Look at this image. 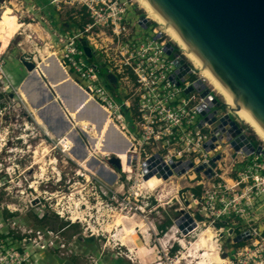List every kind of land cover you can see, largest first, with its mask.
Returning <instances> with one entry per match:
<instances>
[{
    "label": "built area",
    "instance_id": "obj_1",
    "mask_svg": "<svg viewBox=\"0 0 264 264\" xmlns=\"http://www.w3.org/2000/svg\"><path fill=\"white\" fill-rule=\"evenodd\" d=\"M39 5L33 0H0V15L9 9L19 26L11 42L16 37L23 36L26 30L34 32L35 29H42L46 31L47 39L50 41V33L53 34L52 39L58 45L57 52L60 56L57 58L54 53V59L65 73L67 80L105 111L112 128L127 141L129 148L125 156L129 157L128 163L122 161L114 151L110 153L112 158L118 159L122 168L125 165L127 167L129 162H134L137 169L141 170V183L144 177L142 164L146 161L152 160L149 164V172L155 173L163 166H168L172 170L170 163L176 166L191 163L192 168L181 177L188 178L189 181L199 177L200 181L197 187L189 189L190 192L196 188H200L201 191L200 186L205 183L214 190L212 194H209V189L203 194L200 192V196L189 192L196 210H192V214L184 212L182 208L178 211L180 215L171 227L176 231L175 236L176 234L182 237L188 236L193 231L201 230L199 229L201 224L204 226L205 223H208L215 232L221 233L225 230L229 236H234L233 240L247 232L248 240L242 241L240 238L238 242L233 243L239 247L228 264H264V227L261 229L260 226L251 223L264 216L258 208V203L264 198V157L255 153L247 156L242 151L235 153L229 142L222 143L221 138L227 140L230 137L226 132L230 126L229 124L224 126L225 132L221 133L218 129L220 118L223 113L233 115L235 120L237 118L229 112L227 105L220 103L216 92L182 56L178 47L162 34L160 29L153 26L151 28L153 37L141 39L142 36L137 31V27H141L138 21L139 15L135 12L137 17L129 18L131 5L127 0H46L44 7L52 8L51 12L59 17V28L51 24L47 15L43 14L44 7ZM83 17L88 18L85 24L80 27L73 26V23L80 24ZM157 35L159 37L155 38ZM26 38L30 39V36ZM82 40L90 48L91 58L85 55L83 49L77 47V43L80 44ZM168 43L174 47L171 54L165 51ZM1 52L0 109L9 105V102L13 105L21 101L19 91L22 84L43 59L39 56L40 62H38L37 58H30L26 53L17 57L26 76L14 85L4 69L5 56ZM178 56L183 58L185 66L175 65ZM91 59L100 64L108 75L115 78L113 92L107 88L100 70L93 66ZM22 61L33 63V71H27ZM199 79L204 84V88L187 92ZM39 80L43 83L44 79L39 78ZM205 90H209V93L217 99L218 103L214 108H208L206 101L208 94L202 96ZM48 92L51 94L50 91ZM198 109H208V111L205 116H201ZM213 110L217 113L213 114ZM212 117L215 121L210 123ZM242 130L246 134L243 128ZM19 138L21 140V137ZM208 142H211L213 149L206 150L204 145ZM155 155H158V158H154ZM216 155H220V159L216 161V168L213 169L214 176L208 178L204 171L211 168L210 161ZM10 157L8 156V159ZM222 165L224 168H221ZM79 166L82 168L81 165ZM200 166H205V169L196 173L195 169ZM233 171L236 172L235 175H232ZM218 172H222V175H218ZM172 177L176 175L173 174L169 178ZM7 178L12 182L15 178V170L0 162V193L3 192L9 197L11 186L8 185V180H4ZM31 187L32 185L29 188ZM122 189H124L123 184H121ZM217 192L220 193V199L216 195ZM230 192L236 193L232 200L228 201L227 196ZM252 196L253 199L255 198L252 211L257 215L255 219H249L244 209L240 208L242 200L252 205L249 201ZM40 198L32 199L23 215L40 207L42 205ZM144 198L148 200L150 195L136 194L134 200L139 202ZM176 200L180 199L177 197ZM11 206H13L11 203L5 204L0 201L1 211L8 213L5 221L0 223V264H44L37 253L48 250L57 251L61 256L66 257L79 256L81 251L76 248L72 251L68 249L70 253H62L66 244L48 229L26 231L24 225L18 224V217H11V213L15 211ZM138 210L142 211V208ZM56 214L61 216L60 213ZM184 215L187 216L185 220H183ZM234 218H238V221H234ZM185 222L189 225L185 227L186 234H183L177 223L182 225ZM217 224L220 227H217ZM178 241L183 242V240ZM20 242H25L26 246H15ZM176 244L180 250L176 248L173 251L175 246L172 245L169 249H164L168 254L158 250L157 259L144 262L139 258L140 255L133 256V253L136 254L135 251L116 241L110 250L111 255L103 248L84 255L86 258L84 264H113L109 261L113 257L118 260L125 258L131 264H180L184 258L182 254L180 255L183 247L179 242ZM173 252L176 254L173 256L176 261L168 256Z\"/></svg>",
    "mask_w": 264,
    "mask_h": 264
},
{
    "label": "rangeland",
    "instance_id": "obj_2",
    "mask_svg": "<svg viewBox=\"0 0 264 264\" xmlns=\"http://www.w3.org/2000/svg\"><path fill=\"white\" fill-rule=\"evenodd\" d=\"M127 1L131 5L129 8L130 19L136 18L135 12H137L140 16H146L148 20L145 11L134 0ZM48 10L52 11V8L48 7ZM52 15L51 24L55 28H59V17L54 13ZM148 21L151 25L147 30L137 27L138 34L142 36L141 39L143 40L153 37L152 26L158 29V25L153 20L149 19ZM18 27V23L9 9L1 13L0 51L5 56L4 69L14 85L18 84V77L24 73V70L18 61L13 60V56L16 59L22 53H26L30 58H37L40 62L39 56L43 58L51 52L53 59L46 62L51 74V81H48L49 77L42 73V64L39 63L36 70L32 72L31 78L25 81L20 88L21 101L19 100L18 104L13 105L9 102V105L0 109V162L3 165L13 167L15 170V178L12 182L8 178L4 179L8 180V185L11 186V196L7 197L1 192L0 201L13 205L11 207L15 211L12 212L13 214L11 213V217H18V224L24 225L26 231L48 229L54 235H58L60 240L62 239L66 244L65 250L62 252L64 254L69 252L68 249L72 251L76 248L81 251L78 257L75 256V261L69 260L71 258L67 259L66 256H61L56 251L55 253L60 258L67 259L64 264H84L86 263L84 255L97 252L103 248L107 254L111 255L110 250L116 241L121 242L122 239L127 242V246L131 251L136 252V254L133 253V256L140 255L139 258L144 262L157 259L158 250L164 251L165 248L169 249L172 245L176 246L178 240H183L187 247H183L181 250L180 255L184 256V260H181L180 264H197L196 260L187 256L189 251L188 254L186 253L200 230L182 237L180 234L175 236V229L171 227H173L174 220L179 217L180 213L178 211L181 208L184 212L191 214L193 213L192 210H196L193 201L189 197V189L197 187L200 178L197 177L195 180L189 181L188 178L184 179L176 175V177L169 178L164 185L154 191L139 190V186L142 184L140 180L141 170L137 169L134 162H129L128 166L125 165L124 168L121 165L120 168H114L109 163V160L112 159L110 154L112 151L122 161L128 163L129 157L125 156V153L129 147L122 136L116 137L112 134L106 137L107 132H102V129L94 134L90 129H88V132H83L80 128L73 132L68 128L62 137L54 135L53 132H56L58 127L52 122L50 123L49 115L53 116L54 113L58 114L59 112L68 119V115L62 107L66 108V103H69L73 92L67 79V83L63 82L64 88L59 91L57 89L61 86L53 84V82L56 84L66 77L54 59V53L57 58L60 57L57 52L58 45L52 39L53 34L50 33V41L47 39L46 31H42V29H35L34 32L26 30L23 36L16 37L11 42ZM26 36H30V39ZM41 77L44 78L43 83L39 81ZM206 82L211 86L208 81ZM50 89L56 95L53 98L50 96L47 104L43 105L44 100L50 95L48 92ZM216 94L220 103L226 105L224 98L217 92ZM58 95L61 97V99L59 98V104L62 110H56L53 106L59 100ZM75 106L77 104L74 105L73 110ZM47 119H49L48 122ZM81 119L78 117V121H75L77 127H79L78 125L82 127L84 123L88 122L85 118H83V121ZM237 121L241 128L245 130L246 135L254 137L256 142L264 147V142L250 126L238 120V118ZM19 137H21V140ZM9 149H11V152H9ZM39 151H41L40 155ZM8 156L11 157L8 159ZM40 160H42L41 163ZM221 168H224V166L222 165ZM235 174L236 172L233 171L232 175ZM218 175L221 176L222 172H218ZM226 176L227 174L224 175V177ZM126 179L130 180L127 181ZM121 184L124 185L122 190ZM31 185L32 187L29 188ZM200 187L201 194L208 189L210 190L209 194L214 192L207 183ZM145 193L150 195L148 200L144 198L139 202H135L134 197L136 194L145 195ZM235 193L230 192L227 200H232ZM216 195L220 199V193L217 192ZM35 197H41L42 205L27 211L23 215L28 203ZM177 197L180 199L179 201L176 200ZM249 201L252 205L248 201L242 200L240 208L244 209V213L247 214L246 216L249 219H255L257 215L252 213L255 198L253 199L252 196ZM138 208H142V211ZM258 208L264 213V198L258 203ZM56 213H60L62 217ZM7 214L6 211L0 209V223L5 221ZM44 215L48 218V222L44 226H36V219ZM231 218L233 219V217ZM234 221H238V218H234ZM60 223H65L67 226L62 230H57ZM251 223L263 229L264 216L260 220ZM163 225L165 228L161 232L160 226ZM208 227L211 229V226L205 223L204 226L201 224L199 229L202 230ZM211 231L214 232L213 240H215L216 248L219 249V257L226 260V264H228L239 245L233 244L234 236H229L225 230L221 233L212 229ZM172 235L175 239L171 238ZM15 246L25 247L26 243L20 242ZM177 249L180 250L179 247ZM45 253L52 254L53 252L48 250L37 253L44 262L47 259ZM163 253L166 254L167 252L164 251ZM174 254L175 252L168 256L173 258ZM222 255H225V257L223 258ZM173 260L176 261L174 258ZM61 261L62 259H57L51 264H60ZM109 261L113 264L115 262L117 264H131L125 258H119L118 260L113 257Z\"/></svg>",
    "mask_w": 264,
    "mask_h": 264
},
{
    "label": "water",
    "instance_id": "obj_3",
    "mask_svg": "<svg viewBox=\"0 0 264 264\" xmlns=\"http://www.w3.org/2000/svg\"><path fill=\"white\" fill-rule=\"evenodd\" d=\"M146 1L185 44V49L189 50L219 81L227 95L233 100L235 108H244L264 131V0ZM138 21L143 29H148L151 25L147 17L143 15L139 16ZM158 37L159 35L155 36V38ZM80 45L85 55L91 58V50L86 43L82 40ZM173 49L174 47L170 43L165 46V51L168 54H171ZM174 63L176 66L181 64L185 66L183 58L180 56ZM22 64L27 71H33V63L22 61ZM65 80H59L54 84L61 86L58 87V91L64 88L63 84L67 83L64 82ZM109 80L115 83V78L111 75ZM203 88L204 84L199 79L187 92ZM70 89L79 96V105L75 106V111H81L87 99L79 93L80 91L74 85L70 86ZM52 94H50L51 97H53ZM205 95H207L208 108H214L218 103L217 99L209 93V90L202 93V96ZM53 106L62 110L58 103ZM228 110L233 114L229 107ZM198 111L201 116H205L208 109H198ZM216 113L217 111L213 110V114ZM214 121L215 118L212 117L210 123ZM101 123L102 119H99L98 124ZM227 124L230 127L226 132L230 134V137L227 140L221 138L223 144L229 142L235 153L242 151L247 156L255 153L264 157V147L243 132L233 115L223 113L218 125L221 133L225 132L224 126ZM204 147L207 148L206 150L214 148L211 142H208ZM154 158H158V155H155ZM219 159L220 155H216L210 161L211 168L204 171L208 178L214 176L213 169L216 168V161ZM151 161L142 164L143 179L156 175L163 181H167L173 174L181 176L192 168L191 163L183 164V166L170 163L173 171L168 166H163L156 173L149 172ZM109 163L114 168H120L119 160L116 158L110 159ZM204 169L205 166H200L195 169V172L199 173ZM188 225L187 222L182 225L177 223L183 234H186L185 227ZM240 238L242 241L248 240V233L241 234L234 242H238ZM222 256L225 257V255Z\"/></svg>",
    "mask_w": 264,
    "mask_h": 264
},
{
    "label": "bare ground",
    "instance_id": "obj_4",
    "mask_svg": "<svg viewBox=\"0 0 264 264\" xmlns=\"http://www.w3.org/2000/svg\"><path fill=\"white\" fill-rule=\"evenodd\" d=\"M134 1L138 4V6L142 10L145 11L146 15L148 16V20L149 19L153 20L158 25V29L161 30L162 34L167 36L170 39V41L178 47V49L181 51L182 56L185 57V59H187L190 62V64L198 71L199 75L200 76L202 75L201 77L206 81H208L209 84L213 87V89L224 98V101L226 102L225 104L227 105V107L230 108V110H232V113L235 115V117L238 118V120L250 126V128L264 142V131L260 128V126L254 121V119L247 113V111L244 108H235L233 100L227 95V93L225 92L223 86L219 83V81L189 50L185 49L186 48L185 44L171 30V28L164 22V20L157 14V12L150 6V4L146 0H134ZM49 59H53V54L51 52L47 53V56L43 57L41 62L42 64L41 71L45 76L49 77L48 81H51V74L48 66L46 65V62ZM53 84L55 83L53 82ZM49 91L51 94L54 92L52 89H50ZM79 93L87 99L86 104L81 111L80 110L78 112L75 111L76 108L73 110L74 105L76 104L79 105L78 102L79 96L74 91L72 92V97L69 99V103H66V108L64 107V111L68 115L67 121L70 123L69 125L70 131L73 132L74 130L80 128L81 131L88 132V129H90V131L95 134L100 129H102V132H107L106 137L107 136L109 137L112 134L114 136L116 135V137H120L121 135L118 132H116L110 125V122L107 119L105 111L101 107H98L91 99L88 100L87 96L83 95L82 92ZM55 95L56 94L54 92L52 96L54 97ZM57 98L61 99L60 95H58ZM60 99L57 101H60ZM48 100H50V95L47 96V98L44 100L45 103L43 105L47 104ZM39 106L41 107V105ZM78 117L82 118L81 121H83L84 120L83 118H85V120H88V122L84 123L82 127L81 125H78L79 127H77L75 121H78ZM99 119H102L101 124H98ZM38 153L40 155L41 151H39ZM41 161L42 160H40V163ZM165 182L166 181H163L161 178H158L156 175H151L147 179L142 180V184L139 186V190L147 189L150 191H154L161 185H164ZM75 219L77 220L76 217ZM185 219H187L186 215L183 216V220ZM188 222L192 223L191 220H188ZM175 233L176 231L174 232V235ZM213 233L209 228L200 230L195 241L191 244L190 248H188L189 250L186 248L187 249L186 254H188L189 251V254L187 256L192 257L194 260H196L197 264H226L227 261L223 260L218 255L219 249L216 248V245L214 243L215 240H213ZM174 235L171 236L172 239L174 238ZM121 243L126 247H128L127 242L124 239L121 240ZM179 243L181 244L182 247H187V245L184 242L179 241Z\"/></svg>",
    "mask_w": 264,
    "mask_h": 264
},
{
    "label": "trees",
    "instance_id": "obj_5",
    "mask_svg": "<svg viewBox=\"0 0 264 264\" xmlns=\"http://www.w3.org/2000/svg\"><path fill=\"white\" fill-rule=\"evenodd\" d=\"M87 21H88V18L83 17V18H81L80 24L76 25L75 23H73V26L80 27L82 24H85ZM70 26H71V25H69V27H70ZM77 47H78L80 50L82 49V47H81V45H80L79 43H77ZM176 50H178V49H176ZM91 63H93V66H95L96 68H98V69L100 70V75H101V77L104 79V82H105L107 88H108L111 92H113V91L115 90V88H114L115 86H114V83H112V82L109 80V76H110V75H108V74L106 73V71L101 67L100 64L94 62V59H91ZM57 103L59 104V101H57ZM61 104H62V103H61ZM59 105H60V104H59ZM54 108H55V107H54ZM62 108L64 109V107H62ZM249 137H250V136H249ZM250 139H252V140H254V141L256 142V140L254 139V137H250ZM193 191H194V192H193ZM191 192L195 193L196 195H199V193H200V188L192 189ZM7 215H8V214H7ZM47 222H48V218L45 217V215H44V216L39 217V219H36L35 225H36V226H44ZM66 226H67V225H66L65 223H64V224L60 223V225L57 227V228H58L57 230H62V229L65 228ZM160 227H161V230H160V231L163 232L165 226L163 225V226H160ZM217 227H220V225L217 224ZM176 248H177V246H175V247L173 248V251H175ZM52 258H54L55 260H57V259H60V260H61V259H62V261H64V262H66L68 258H71V259H69V260H74V261L76 260L75 257H67V259L60 258L55 252L52 253ZM62 261H61V262H62ZM114 264H117V263L115 262Z\"/></svg>",
    "mask_w": 264,
    "mask_h": 264
},
{
    "label": "crops",
    "instance_id": "obj_6",
    "mask_svg": "<svg viewBox=\"0 0 264 264\" xmlns=\"http://www.w3.org/2000/svg\"><path fill=\"white\" fill-rule=\"evenodd\" d=\"M35 3H36V5H37V3L38 4H40L39 6H42V7H44V5L46 4V0H33ZM43 14H45V15H47V17L49 18V20H52L53 19V15H52V13H51V11H49L48 9H46L45 7H44V9H43ZM18 58H14V56H13V60H16V62L18 61L17 60ZM64 73V72H63ZM65 74V73H64ZM26 76V74L25 73H23V74H20L19 75V79H22L23 77H25ZM31 76L32 75H30L29 76V78L27 79V80H29L30 78H31ZM65 79H67V77H65ZM64 80V79H63ZM40 81V80H39ZM65 82H66V80H65ZM70 82V81H69ZM40 83H42V81L40 82ZM70 84H72V83H70ZM71 86H73V85H71ZM56 104V103H55ZM54 105V104H53ZM58 108V107H57ZM54 109H56V107L54 108ZM57 110V109H56ZM49 118L51 119V121H50V123L52 122L53 124H55L58 128H57V131L56 132H53L54 133V135H56V136H63L64 135V132L69 128L68 127V125H69V123H68V121H67V119L64 117V115L62 116L59 112H58V114L57 113H54V115L52 116V115H49ZM48 120L49 119H47V122H48ZM46 123V122H45ZM58 123V124H57ZM46 254V256H47V259H46V261L44 262V264H51L55 259L54 258H52V254H50V253H45ZM50 260H51V262H50ZM57 261V260H56ZM54 264H57V263H54ZM60 264H64V261H62Z\"/></svg>",
    "mask_w": 264,
    "mask_h": 264
},
{
    "label": "flooded vegetation",
    "instance_id": "obj_7",
    "mask_svg": "<svg viewBox=\"0 0 264 264\" xmlns=\"http://www.w3.org/2000/svg\"><path fill=\"white\" fill-rule=\"evenodd\" d=\"M140 16V15H139Z\"/></svg>",
    "mask_w": 264,
    "mask_h": 264
}]
</instances>
